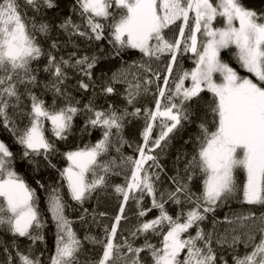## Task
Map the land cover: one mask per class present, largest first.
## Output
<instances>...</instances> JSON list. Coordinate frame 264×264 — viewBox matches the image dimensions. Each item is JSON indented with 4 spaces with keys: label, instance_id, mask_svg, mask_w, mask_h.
<instances>
[{
    "label": "snow or ice",
    "instance_id": "snow-or-ice-1",
    "mask_svg": "<svg viewBox=\"0 0 264 264\" xmlns=\"http://www.w3.org/2000/svg\"><path fill=\"white\" fill-rule=\"evenodd\" d=\"M2 134L0 264H264V7L0 0ZM106 199L112 217L85 207Z\"/></svg>",
    "mask_w": 264,
    "mask_h": 264
},
{
    "label": "trees",
    "instance_id": "trees-1",
    "mask_svg": "<svg viewBox=\"0 0 264 264\" xmlns=\"http://www.w3.org/2000/svg\"><path fill=\"white\" fill-rule=\"evenodd\" d=\"M21 2H23V0H21ZM247 2L254 7H264V0H247ZM71 3H72V0H60L61 11L64 12L65 14H67L68 8L71 5ZM137 56H138V53L133 51L130 53V55L128 57H125V58L126 59H135V58H137ZM189 56H190V54H189ZM225 58L227 59L228 57L225 56ZM192 66H194L192 64V60L189 58H185L184 59V67L185 68H191ZM233 66L238 67V65H236L234 61H233ZM97 71H99V69H97ZM242 74H244L243 71H242ZM41 78L43 79L44 76H42ZM204 95L206 98L210 97V94H208V93H204ZM50 98H51V94L49 93L48 96L46 97V99L50 100ZM143 103L150 104L151 102L149 100V101H143ZM142 125H143L142 120H133L132 123L126 128V135L128 136V138L130 140H138L139 139V132L142 130ZM195 131H196L195 125L190 126L187 129V132H185L183 134V139H187L188 134L195 133ZM99 135H100L99 131H93L91 137L85 136L83 141H81L79 139V132L77 131L76 136L70 137L68 143L69 144L87 143L89 140H91L92 142H95V140L99 138ZM0 139H5L6 142L11 143V138L8 137L7 134L0 135ZM182 145H183V140L180 138V136H177L172 141V147L170 149H168V154L166 157H164L162 159V162L165 163L166 165L170 166L172 163V160L175 158L177 151L181 150ZM58 146L61 148L62 151L68 150L66 147H64V142H61ZM185 148H186V150H190V145L185 146ZM13 151H19L18 146H13ZM126 152L128 154H131V149L126 148ZM53 163H57V167H64L66 162L62 158L57 157L56 159L53 160ZM17 170L19 172H21V174L25 175L26 179L29 181V183H32L33 187H36L34 180H33L34 174L32 173L31 168L28 166L27 162H23L22 165L20 163H18L17 164ZM41 177H43L45 179L51 178V179L55 180L58 178V174L54 169L42 170L40 175L36 176V178L39 179ZM121 181H122V177L115 179L116 183H119ZM37 194L40 196V206H41V208H44L45 202H44L43 190L37 188ZM70 203H74V202L70 201ZM85 207H88L90 211L93 207H96V208H98V211L107 212L109 214V217L114 216L115 212L117 211L116 201L114 199L103 200L99 205H97V202L95 200H91L85 204ZM128 214L131 215L130 212ZM69 215L73 219H75V217H76V214L71 212V210H69ZM109 222H110V220H108V219H105L102 221V223H109ZM74 227L77 228V230L79 231L81 236L84 235V229L79 224L74 225ZM92 228H93L94 233L99 232V229L96 228L95 225H92ZM46 231L48 233V236H47L48 247L51 249V248H53V245H54V238L52 236V233L54 232V227H52L50 224L49 228ZM89 247H90V245H89Z\"/></svg>",
    "mask_w": 264,
    "mask_h": 264
}]
</instances>
